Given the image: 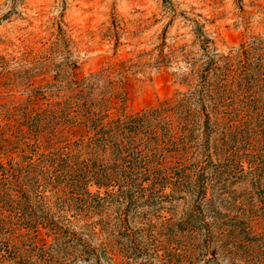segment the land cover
<instances>
[{
  "label": "trees",
  "instance_id": "obj_1",
  "mask_svg": "<svg viewBox=\"0 0 264 264\" xmlns=\"http://www.w3.org/2000/svg\"><path fill=\"white\" fill-rule=\"evenodd\" d=\"M136 64L107 62L83 77L67 68L40 97L31 91L42 104L23 112L14 137L1 134L0 264H112L114 238L144 221L140 203L164 197L188 203L191 232H210L207 213L217 219L227 203L220 177L262 166L264 36L208 56L195 81L182 79L186 91L128 113ZM176 216L167 222L178 235L187 221Z\"/></svg>",
  "mask_w": 264,
  "mask_h": 264
},
{
  "label": "rangeland",
  "instance_id": "obj_2",
  "mask_svg": "<svg viewBox=\"0 0 264 264\" xmlns=\"http://www.w3.org/2000/svg\"><path fill=\"white\" fill-rule=\"evenodd\" d=\"M260 36L264 0H0V136L12 139L23 112L33 101L42 104L31 91L47 92L46 82L69 67L83 77L107 62L136 61L125 108L137 112L186 91L182 79L195 81L208 56L217 59ZM263 152L262 166L245 163L242 172L236 165L216 182L227 203L217 219L207 213L210 232L188 229L196 219H188L184 199L158 198L154 208L141 202L144 221L114 238L112 264H264ZM116 210L111 206V216ZM171 214L187 221V231L173 234ZM117 240L131 241L129 248ZM156 249L161 260L152 259Z\"/></svg>",
  "mask_w": 264,
  "mask_h": 264
}]
</instances>
